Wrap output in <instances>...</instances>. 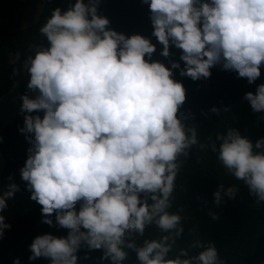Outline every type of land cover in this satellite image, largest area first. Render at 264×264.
I'll use <instances>...</instances> for the list:
<instances>
[{
  "label": "clouds",
  "instance_id": "9594fccd",
  "mask_svg": "<svg viewBox=\"0 0 264 264\" xmlns=\"http://www.w3.org/2000/svg\"><path fill=\"white\" fill-rule=\"evenodd\" d=\"M142 3L149 6L160 55L170 57V47L182 50L183 68L179 62H170V68L150 62L156 45L112 30L109 19L98 14L100 0H75L52 10L39 29L48 46L17 57L30 75L27 88L38 91L35 98L21 96L25 115L19 131L31 145L21 178L30 199L42 206V223L54 226V215L55 225L69 230L66 237L37 236L29 246L30 262L78 264V252L86 248L102 250L101 264H124L128 250L139 264H225L213 242L194 243L202 249L196 255L184 248L172 255L185 218L170 209L194 146L210 148L226 172L264 203V137L253 145L229 128L201 143L180 112L184 85L173 79L177 69L193 81L208 79L219 65L255 83L264 65V0ZM244 99L252 112L264 114V84ZM18 191L13 183L0 195V213ZM237 192L235 185L220 183L214 203L234 199ZM152 226L159 238L138 245L136 238ZM10 228L0 215V239Z\"/></svg>",
  "mask_w": 264,
  "mask_h": 264
},
{
  "label": "trees",
  "instance_id": "16d2710c",
  "mask_svg": "<svg viewBox=\"0 0 264 264\" xmlns=\"http://www.w3.org/2000/svg\"><path fill=\"white\" fill-rule=\"evenodd\" d=\"M41 1L44 4L38 0H0V99L8 96L17 82L11 57L26 53L32 46L47 47L48 41L40 34V27L50 17L52 10L57 7L66 9L75 2ZM34 4L36 8L33 10ZM37 11L41 15L36 24L21 29L25 17L32 16V13L36 16ZM98 14L108 18L109 27L117 33L127 37L139 34L150 39L157 49L150 62H161L169 68L170 62H179L183 68L184 62L179 59L182 50L170 47V57L160 55L162 46L152 36L151 12L142 0H106ZM210 71L212 74L208 79L193 81L180 76L179 69L173 70V79L181 82L186 90V101L180 109L187 118L186 122L196 127L201 143L207 144L210 142L209 137L215 140L217 133L226 134L229 128H233L255 145L257 140L264 137V114L252 112L244 96L248 92L255 94L256 88L264 84V65L261 66L260 78L253 84H249L246 78H239L234 71L223 70L219 65ZM27 84L24 85V93L31 96L33 91L27 88ZM212 108L218 109L219 114L213 113ZM225 108L230 111H225ZM24 115L17 116L9 127L0 132V153L4 159L1 184L4 190L14 183L19 191H28L27 182L22 180L20 174L31 147L25 135L19 131L24 127ZM31 115H40L42 118L44 113L34 112ZM254 151L259 150L254 148ZM176 183L170 211L180 212L185 218L182 221L185 231L177 241L173 256L179 248L196 255L202 249L192 247L194 243L207 245L213 242L225 264H264V203H257L248 187L226 172L210 148L194 146L191 149ZM220 183L225 184V187L235 185L238 192L234 199L224 197L217 206L213 193L218 190ZM41 208L7 223L11 228L0 239V264H13L17 258L21 264H50L46 258L30 262L32 253L29 246L37 236L51 234L58 238L66 237L69 230L55 225L54 215V226L42 223L44 217ZM212 214L218 218L213 220ZM159 235V230L152 226L146 229L144 237H137L136 242L140 245L144 239H156ZM128 252L124 264H139L136 253L131 250ZM77 255L78 264H101L103 252H89L82 248ZM86 255L88 259H84ZM103 264L109 262L104 261Z\"/></svg>",
  "mask_w": 264,
  "mask_h": 264
},
{
  "label": "rangeland",
  "instance_id": "374dc122",
  "mask_svg": "<svg viewBox=\"0 0 264 264\" xmlns=\"http://www.w3.org/2000/svg\"><path fill=\"white\" fill-rule=\"evenodd\" d=\"M44 4L43 1L38 0ZM106 0H100V4L98 7V11L105 5ZM36 8V5H32V9L34 10ZM37 11V14L35 16V13H32V16H29L28 18L25 17L23 25L21 26V29H25L28 27L33 26L38 21L40 14ZM34 19V20H33ZM35 49V46H32L28 52L22 55H13L11 57V61L13 64L14 69L18 70L16 73V85L14 87V90L6 97L0 99V132L5 130L7 127H9L15 120L17 116H19L21 113V105L22 100L21 96L25 95L24 93V85L29 83L30 75L27 72L26 69L23 67V62L19 61L17 57L19 56L20 59L25 58L29 55V53L33 52ZM38 95L37 92H33L29 98H35V96ZM4 168V159L1 156L0 153V195H2L5 191L2 188L1 184V175ZM31 193L28 191H18L15 193L14 197L12 199H9L6 201L8 207L5 209L4 212L0 213V215L5 216V223H10L18 218H21L23 216L28 215L31 211L42 207L35 201H32L30 199ZM29 198L26 203L22 202L21 198Z\"/></svg>",
  "mask_w": 264,
  "mask_h": 264
},
{
  "label": "crops",
  "instance_id": "0c3cea01",
  "mask_svg": "<svg viewBox=\"0 0 264 264\" xmlns=\"http://www.w3.org/2000/svg\"><path fill=\"white\" fill-rule=\"evenodd\" d=\"M28 199L29 198H24V197L21 198L22 202H24V203H26L28 201Z\"/></svg>",
  "mask_w": 264,
  "mask_h": 264
}]
</instances>
